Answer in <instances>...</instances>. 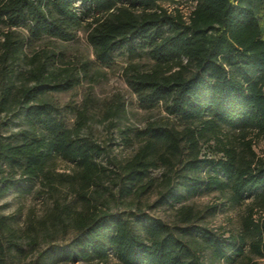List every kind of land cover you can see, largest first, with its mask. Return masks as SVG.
I'll return each mask as SVG.
<instances>
[{
	"label": "trees",
	"instance_id": "16d2710c",
	"mask_svg": "<svg viewBox=\"0 0 264 264\" xmlns=\"http://www.w3.org/2000/svg\"><path fill=\"white\" fill-rule=\"evenodd\" d=\"M181 1L191 3L186 19L178 9L171 13L161 5ZM0 26L5 29L2 77L23 43L16 30L24 31L27 42H72L84 29L99 64H111L116 52L129 60L145 55L153 62L148 70L135 65L125 70L139 106H159L165 117L136 131L132 155L112 164L122 195L133 188L144 192L152 185L150 170L162 168V201L180 203L211 191L225 194L231 205L248 201L239 228L227 237L194 224L191 209L180 211L182 227H169L145 213L136 215L133 224L118 213L80 211L71 216L67 257L207 264L187 244L198 239L219 262L248 260L247 255L264 258V156L254 150L264 139V0H0ZM32 62L33 86L14 90L0 84V113L17 102L26 126L14 140L0 134V199L20 180L49 186L59 178L86 201L84 191L106 173L99 162L105 149L80 135L86 123L83 111H73L76 121L70 128L60 108L41 98L71 90L78 79L49 71L47 56L35 55ZM57 159L72 166L71 175L53 172ZM54 206L58 209V202ZM68 210L58 209L59 214ZM256 213L261 216L254 218ZM6 228L7 217L0 213V264H13L11 250L1 240Z\"/></svg>",
	"mask_w": 264,
	"mask_h": 264
},
{
	"label": "rangeland",
	"instance_id": "374dc122",
	"mask_svg": "<svg viewBox=\"0 0 264 264\" xmlns=\"http://www.w3.org/2000/svg\"><path fill=\"white\" fill-rule=\"evenodd\" d=\"M161 5L171 13L178 9L183 19H186L191 8L188 1L165 2ZM4 30L0 26V42ZM16 32L23 43L16 59L8 66L7 77L0 74V84L11 85L14 90L33 86L35 83L29 78L35 67L32 62L35 55L40 59L47 56L48 70L58 77L77 78L78 83L71 90L49 92L41 98L60 108L61 119L67 127L71 128L76 121L74 110L85 113L86 123L80 135L92 138L105 149V155L99 162L106 168V173L97 179L96 185L84 191L86 201L78 199L72 187L59 178L49 186L44 181L23 179L9 189L0 199V213L7 217V228L1 240L10 248L13 264H121L113 255H109L105 262L67 257L65 253L72 249L71 216L80 211L118 213L133 224L136 215L145 213L169 227H182L184 224L180 222V211L191 209L194 224L221 231L225 237L239 228L246 213L247 200L241 205H231L225 194L211 191L186 198L180 203L162 201L158 197L164 182L162 168L150 170L147 178L152 180V185L144 192L133 188L131 194L122 195L118 191L112 173L116 169L112 164L123 162L132 155L138 144L134 137L136 131L143 130L149 121L165 117L159 106L141 108L126 82L125 70L130 65L140 70L151 68L153 62L147 56L129 60L116 52L111 64L102 65L96 62L85 40L84 29L77 33L72 42L49 38L27 42L24 31ZM23 129L26 126L22 107L17 102H11L0 113V134L14 140ZM254 150L259 156H264V139L255 144ZM53 172L68 176L72 174V166L57 159ZM7 173L10 174L9 171ZM20 178L18 174L15 175V179ZM55 202H58V209L68 206L69 210L59 214ZM259 215L254 214V218ZM187 244L199 251L205 263L227 264L213 260L210 250L200 240L193 242L188 239ZM247 256L248 260L237 259L231 264H264V258Z\"/></svg>",
	"mask_w": 264,
	"mask_h": 264
}]
</instances>
